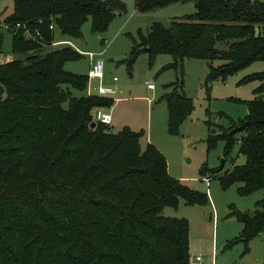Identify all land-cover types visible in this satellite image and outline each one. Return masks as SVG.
<instances>
[{"label":"trees","instance_id":"trees-1","mask_svg":"<svg viewBox=\"0 0 264 264\" xmlns=\"http://www.w3.org/2000/svg\"><path fill=\"white\" fill-rule=\"evenodd\" d=\"M184 1L135 0V6L147 12ZM193 1L195 13L139 30L128 65L142 53L150 65L171 55L163 69H183L185 58L220 59L209 66V92L214 81L264 61V1ZM126 9L122 0H14L5 18L14 58L0 63V264H190L189 220L164 210L178 208L181 199L208 204V193L172 176L164 153L142 145L144 130L113 131L96 120L115 98L73 95L65 85L86 90L88 75L65 66L85 55L70 45L52 46L56 31L82 38L90 20L101 34ZM252 80L261 84L246 102L248 114L207 137L209 148L225 141L226 157L239 144L245 163L219 178L224 188L242 183L241 194L264 189V71L242 82ZM167 87L168 130L179 134L195 105L183 80ZM219 170L203 166L201 174ZM231 214L243 229L226 248L242 242L247 252L264 232V208Z\"/></svg>","mask_w":264,"mask_h":264},{"label":"rangeland","instance_id":"rangeland-1","mask_svg":"<svg viewBox=\"0 0 264 264\" xmlns=\"http://www.w3.org/2000/svg\"><path fill=\"white\" fill-rule=\"evenodd\" d=\"M122 1L126 4V11L117 14L104 33L94 32L90 20L83 26L82 38H72L56 31L55 40L70 41L85 55L80 60L67 62V70L88 75L99 58L105 61L104 77L91 79L86 90L65 87H70L76 96L98 94L100 84L116 88L118 94L112 109V130L118 131L126 125L134 130H144L142 145L146 146L148 141L159 145L165 152L173 176L195 190L208 193V204L191 205L181 199L178 208L166 207L164 210L165 215L189 220L192 254H202L205 264H264V232L251 240L247 252L242 242L226 248L227 243L243 229V223L231 213L237 209L254 214L257 209H263L264 206L257 203L264 199V189L241 194L238 189L242 183L239 182L224 188L219 176L235 165L245 163L246 158L239 152V144L226 157L224 140H219L213 148L208 147L207 141L219 124L228 126L230 118L239 120L248 114L246 102L256 96L255 89L261 82H242V79L249 74L263 72L264 61H256L226 80L214 81L209 92L204 85L209 66L211 63L215 66L223 63L220 59L185 58L183 69H163L172 61L171 55L161 54L150 65L148 54L142 53L129 66L125 59L129 58L135 40L139 39V30L147 32L155 21L170 26L172 21L193 14L197 9L193 0H187L140 12L136 9L135 0ZM13 7L14 0H0V63L14 58L12 33L5 24V18ZM217 46L222 48L225 45L219 42ZM178 79L183 80L184 90L192 98L195 108L181 124L179 134H171L163 96L171 89L167 85ZM149 83L154 87L150 88ZM203 166L220 170L216 175L210 173L211 180L207 182L204 177L209 173L201 174Z\"/></svg>","mask_w":264,"mask_h":264},{"label":"built area","instance_id":"built-area-1","mask_svg":"<svg viewBox=\"0 0 264 264\" xmlns=\"http://www.w3.org/2000/svg\"><path fill=\"white\" fill-rule=\"evenodd\" d=\"M51 28H53V24L51 25ZM64 45H70L74 47L70 41L67 40H61L57 41L54 40L52 42L53 47H60ZM75 48V47H74ZM78 50V49H77ZM104 69H105V61L102 58H99L92 66L91 70L88 73V79L89 82L91 79H102L104 77ZM115 81L118 80L117 77L114 78ZM149 87L153 88L154 85L152 83H149ZM97 92L99 95L104 97H113L116 98L118 91L116 88L111 86H104L100 84L97 88ZM96 120L102 121L107 124H111L112 122V114L109 110H98L96 113ZM205 181L209 182L211 180V175L208 174L204 177ZM205 257L200 253H195L191 255L190 264H204Z\"/></svg>","mask_w":264,"mask_h":264},{"label":"crops","instance_id":"crops-1","mask_svg":"<svg viewBox=\"0 0 264 264\" xmlns=\"http://www.w3.org/2000/svg\"><path fill=\"white\" fill-rule=\"evenodd\" d=\"M116 100V99H115ZM114 107V106H113ZM113 107L109 110L110 112H111V114H112V122H113V112H112V109H113ZM111 122V123H112ZM148 142H150L151 143V141H148ZM156 145V144H155ZM163 153H164V155H165V152L163 151V149L159 146V145H156ZM166 156V155H165ZM167 158V157H166ZM168 160V159H167ZM168 168H169V172H170V164H169V162H168ZM170 174H171V172H170ZM172 175V174H171ZM173 176V175H172ZM174 177H176V176H174ZM177 178V177H176ZM191 253H194V252H191ZM263 259H264V257H263ZM204 264H205V261H204Z\"/></svg>","mask_w":264,"mask_h":264},{"label":"water","instance_id":"water-1","mask_svg":"<svg viewBox=\"0 0 264 264\" xmlns=\"http://www.w3.org/2000/svg\"><path fill=\"white\" fill-rule=\"evenodd\" d=\"M93 125H94V123H93Z\"/></svg>","mask_w":264,"mask_h":264}]
</instances>
